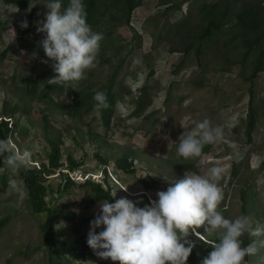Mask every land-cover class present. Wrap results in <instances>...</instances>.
<instances>
[{"label":"rangeland","instance_id":"374dc122","mask_svg":"<svg viewBox=\"0 0 264 264\" xmlns=\"http://www.w3.org/2000/svg\"><path fill=\"white\" fill-rule=\"evenodd\" d=\"M38 5L44 8L38 13L27 46L19 50L12 46L11 41L22 35L24 28L21 22L27 21L26 14L0 1V20L9 22L8 29L0 38V110L5 102L21 106V111L12 119L17 127L11 139L19 149L31 151L30 166H49L52 150L50 140L59 143L61 162L64 164L62 172L68 173L69 156L83 164L76 171L69 172L76 183L69 191L58 192L65 183L59 171L48 176L46 181L50 188L47 201L52 200L53 205L61 208L63 215L74 213V223L80 226L82 236L87 239L91 227L86 219L100 212L98 205L101 201L91 204L89 191L79 187L87 179L94 182L104 180L105 165L98 156L108 162V182L115 200L127 198L141 208L150 205L152 200L157 199L158 191H166L173 181L183 178L185 172L207 175L211 167L222 166L225 173L219 186L224 195V204H220L219 208L223 210L224 217L235 219L242 215L239 193L241 188L251 185L258 191L257 207L253 206V211L247 217L253 226L264 224V73L258 75L251 87V83L246 81L251 75L250 67L239 64L238 54L223 47H217L213 54L205 56L203 65H199L193 55L186 56L181 71L174 73L182 59L184 47L166 41L154 48L153 36L150 34L152 28L146 31L144 23L146 19L161 14L165 6L159 0H148L133 13L132 26L142 33L143 46L133 54L134 59H127L116 81L115 91L120 94L121 101L110 126L104 125L98 113L84 115L80 119L72 118L64 115L60 107L62 100L67 99V93L60 97L42 95L45 86L43 77L49 78L54 72L51 61L41 62L48 58L40 44L44 34L37 32V25L45 19L47 9L44 3L34 0L32 7ZM181 17V13L168 14L167 19L174 24ZM126 29L122 30V45L130 44L131 41V33ZM9 48L3 58L2 54ZM33 53L36 54L35 58ZM223 54L229 58V63L221 60ZM118 59L114 52L104 54L99 50L95 67L86 70V78L71 83L90 84L91 91L105 93ZM151 70L155 74L149 79V84L153 86L150 105L141 116L134 117L132 108L136 106L139 89ZM34 80L38 82V87L36 93L31 95L32 86L28 81ZM199 82L203 85L196 84ZM250 88L254 89L252 93ZM169 92L171 98L166 100ZM252 94L254 104L258 103L260 107V119L254 134L256 146L248 156V167L234 178L231 175L233 161L246 158L241 148L245 142L247 105ZM204 119L224 130L223 140L210 144L209 154L182 160L177 154L180 135L187 132L194 122ZM236 126L240 128L233 134L227 130ZM125 156L134 162V172L127 173L118 168L117 161ZM178 162H187L191 167L180 174L174 167ZM12 181L15 187L9 184L4 189L0 185V221L10 216L9 223L0 228V264H48L42 239V226L47 215L34 213L23 182L19 179ZM254 218H258V221ZM71 227L72 223L63 219L56 223L61 239L70 246L75 240ZM204 227L206 229L207 226ZM101 230L96 229L97 233ZM196 233L191 232L190 235L194 244L196 237L206 240L207 234L220 239L221 235L219 230L202 234L196 229ZM248 235L246 233L242 237L252 241L264 239ZM250 242L243 241L242 246ZM110 261L100 259L92 251L84 261L75 260V264ZM244 264H264V248L254 255L246 256Z\"/></svg>","mask_w":264,"mask_h":264},{"label":"trees","instance_id":"16d2710c","mask_svg":"<svg viewBox=\"0 0 264 264\" xmlns=\"http://www.w3.org/2000/svg\"><path fill=\"white\" fill-rule=\"evenodd\" d=\"M5 6H14L26 14L28 27L23 29L22 35L12 42V46L22 50L28 44L29 34L35 24L38 13L43 10V6H33L34 0H0ZM148 0H83L87 12V23L92 30L98 33H103V40L100 42L99 50L107 54L114 52L119 57L118 62L110 77L109 84L106 87V96L109 103L107 109L94 110L95 101L93 99L96 91H91L90 84H74L66 82L63 84L48 85L47 79L52 78L55 73L49 78L43 77L44 89L42 95L51 97L52 95H61L67 93V99L61 102V111L64 115L72 118H82L84 115L98 113L102 122L106 127H109L113 117L119 110L118 103L121 101L120 94L115 91L116 81L120 76L121 70L125 66L128 58H133V54L139 52L143 46L142 33L132 26L133 13L136 9L142 7ZM165 6L161 14L152 16L145 20L144 29L152 28L150 34L153 36L154 48L160 46L163 42H170L174 46L183 45L182 59L174 73L181 71L185 62L186 56H194L199 65L202 64V59L205 56H210L217 47H223L229 51L238 54L237 62L239 64L248 65L251 70V75L246 79L254 85V80L258 75L264 73V0H159ZM68 0H62V7H66ZM186 9L182 13L184 6ZM162 7V6H161ZM181 13V19L174 23H170L168 14ZM166 18V19H165ZM165 19V20H162ZM9 27L8 21L0 20V38ZM123 28H127L131 33L130 44L122 45ZM11 46V47H12ZM130 49L126 52V50ZM7 49L2 54L4 58ZM172 51H175L173 49ZM42 54V52L40 53ZM225 62L229 63V58L225 55ZM40 56V55H39ZM155 74L151 70L147 75V80L139 89V95L136 98V106L133 107V116L139 117L150 105V93L153 86L149 84V79ZM136 78V76L134 77ZM32 86V93L37 91V83L28 81ZM202 82L196 83L199 85ZM171 88V87H170ZM75 89V90H74ZM250 88V93L253 92ZM171 98V92L168 93L166 100ZM255 98L252 94L248 102V111L246 113V130L245 142L241 150L246 153L244 160L238 162L233 161L231 166V175L235 178L242 174V169L248 167V156L255 148L254 134L256 125L260 119V107L254 104ZM21 111V106L5 102L0 110V139L11 138L14 134L17 124L12 122V119ZM240 127L227 128L230 133L238 131ZM52 145L51 154L49 156V166L43 164L37 168L29 166L28 168H21L18 172L13 173L11 169L6 166L5 159L0 156V185L7 189L9 181L12 179H19L23 182L28 192V202L34 213H45L47 215L46 221L42 226L43 247L47 252L48 264H75V260L84 261L93 250L88 246L87 239L81 235L80 226L74 223L76 215L74 213L63 215L61 208L47 201L50 188L46 185L47 177L59 171L65 180L63 188L58 189V192L69 191L76 183L71 179L69 172H74L83 166L82 163L77 162L73 157L67 158L68 173L62 172L64 167L62 153L59 143L56 140H50ZM211 151L210 144L204 145L202 154H209ZM98 158L104 163V180L102 182H94L87 179L79 187L89 191L90 203L97 204L100 201L107 200L115 202L112 194V189L108 182L107 160L102 157ZM182 160L184 158L182 157ZM134 162L129 160L127 156L117 161L118 168L122 171L131 173L134 172ZM180 174L185 170L190 169L187 162L174 164ZM262 168H264V161ZM106 186V187H105ZM255 187V186H254ZM240 202L242 215L247 216L253 211V206L256 205V198L258 191L253 186L248 188L243 187L240 190ZM224 198V195H223ZM53 199V198H52ZM224 200V199H223ZM221 204H224L222 201ZM223 207V206H222ZM219 211L223 213L221 208ZM96 215L86 219L91 222ZM63 219L68 223H72V233L75 236L73 245L61 239L56 228V223ZM256 222L258 218H254ZM10 221V216H7L0 221V228L5 227ZM200 233H204L205 227L198 228ZM191 232L188 239L191 241ZM249 236V235H248ZM196 243L192 253L187 261V264H200L202 258L208 255L214 243H218L217 236H210L206 234V240L195 238ZM243 241L250 242L246 237H241ZM193 242V241H192ZM194 243V242H193ZM67 253H71L68 255ZM99 264H114V262H100Z\"/></svg>","mask_w":264,"mask_h":264},{"label":"clouds","instance_id":"9594fccd","mask_svg":"<svg viewBox=\"0 0 264 264\" xmlns=\"http://www.w3.org/2000/svg\"><path fill=\"white\" fill-rule=\"evenodd\" d=\"M39 2L47 9L45 19L37 25V32L44 34L40 44L48 58L41 62L51 61L55 73L47 79L48 85L86 78V70L95 67L104 36L87 23L83 0H68L66 7H62V0ZM21 27H28L26 20ZM93 99L94 110L110 106L104 92H95ZM223 138L224 130L212 126L208 119L194 122L180 135L177 154L184 159L199 157L204 145ZM0 156L13 173L32 163L31 151L19 149L10 137L0 139ZM224 173L219 165L211 167L207 175L185 172L183 178L173 181L166 191H158L157 199L143 208L127 198L101 201L99 214L90 222L88 246L97 257L110 259L114 264H187L195 246L188 239L189 233L206 225V231L219 230L221 235L200 264H244L246 256L264 248V239L242 246L241 237L246 233L264 237V224L253 226L244 215L228 219L218 210L223 200L219 181ZM9 184L15 187L14 181ZM97 228L102 230L97 233Z\"/></svg>","mask_w":264,"mask_h":264}]
</instances>
